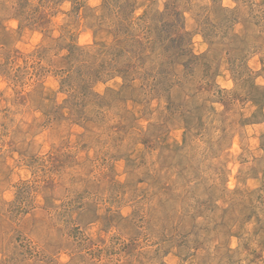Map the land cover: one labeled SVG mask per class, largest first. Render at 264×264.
Returning a JSON list of instances; mask_svg holds the SVG:
<instances>
[{"label": "rangeland", "instance_id": "374dc122", "mask_svg": "<svg viewBox=\"0 0 264 264\" xmlns=\"http://www.w3.org/2000/svg\"><path fill=\"white\" fill-rule=\"evenodd\" d=\"M0 264H264V0H0Z\"/></svg>", "mask_w": 264, "mask_h": 264}]
</instances>
